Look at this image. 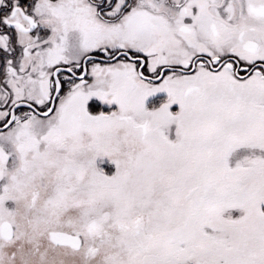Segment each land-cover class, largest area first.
<instances>
[{"label": "snow or ice", "instance_id": "6c2138e0", "mask_svg": "<svg viewBox=\"0 0 264 264\" xmlns=\"http://www.w3.org/2000/svg\"><path fill=\"white\" fill-rule=\"evenodd\" d=\"M0 264H264V0H0Z\"/></svg>", "mask_w": 264, "mask_h": 264}]
</instances>
